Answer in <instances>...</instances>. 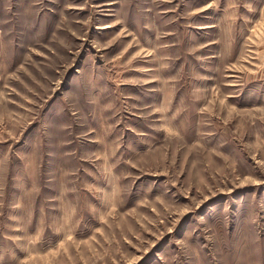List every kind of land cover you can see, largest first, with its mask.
Segmentation results:
<instances>
[{
	"label": "rangeland",
	"instance_id": "rangeland-1",
	"mask_svg": "<svg viewBox=\"0 0 264 264\" xmlns=\"http://www.w3.org/2000/svg\"><path fill=\"white\" fill-rule=\"evenodd\" d=\"M0 264H264V0H0Z\"/></svg>",
	"mask_w": 264,
	"mask_h": 264
}]
</instances>
